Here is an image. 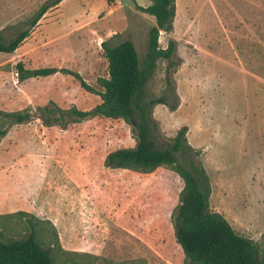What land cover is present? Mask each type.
Instances as JSON below:
<instances>
[{
  "label": "rangeland",
  "instance_id": "1",
  "mask_svg": "<svg viewBox=\"0 0 264 264\" xmlns=\"http://www.w3.org/2000/svg\"><path fill=\"white\" fill-rule=\"evenodd\" d=\"M47 1L0 0V33L10 38L28 28ZM149 4L62 0L49 9L18 50L0 52V109L51 99L64 108H94L102 101L98 79L109 76L103 40L130 38L144 58L156 19L138 5ZM171 39L180 64L168 78L169 61L159 60L146 86L148 100L165 96L178 103L175 110L154 105L160 138L172 141L188 127L194 150L181 152L179 161L203 164L211 210L253 239L264 260V0H176L174 28L161 31V46ZM21 61L27 68L79 72L96 92L63 71L21 80ZM139 123L98 116L66 128L39 118L14 125L1 141L0 193L16 186L22 199L34 196L38 206L31 213L52 222L42 223L45 244L54 241L56 229L62 245L74 251L63 257L79 264H193L176 235L184 179L175 167L143 171L106 164L110 152L137 145ZM30 230L22 215L0 217V236Z\"/></svg>",
  "mask_w": 264,
  "mask_h": 264
},
{
  "label": "trees",
  "instance_id": "2",
  "mask_svg": "<svg viewBox=\"0 0 264 264\" xmlns=\"http://www.w3.org/2000/svg\"><path fill=\"white\" fill-rule=\"evenodd\" d=\"M61 1H47L29 22V27L14 36L5 38L0 33V52H15L32 34L45 13ZM108 2L111 4L112 0ZM138 8L156 19V24L149 29L146 56L141 57L135 42L130 38L117 44H113L110 39L103 40L109 76L98 79L103 88L97 91L102 97L98 105L89 110L76 105L64 108L51 99L46 104L30 105L24 109H0V143L14 125L29 123L35 118L41 119L46 126L60 125L62 128L72 122L98 116L124 118L129 122L138 120L140 123L135 129L137 145L110 152L106 164L143 171H152L162 165L175 167L184 179L176 216V235L188 260L193 264H264L258 244L238 233L223 214L211 210L212 187L203 164L193 163L190 167L179 161L181 152L194 150L188 143V127L183 126L172 141L160 138L158 125L152 115L154 105L166 103L175 110L178 103H170L165 96L148 100L146 86L155 74L159 60L169 61L168 78H172L176 71L174 67L182 60L177 53L176 39H171L165 48L160 44L161 31L170 32L174 28L176 0H151L148 6L138 5ZM17 68L21 80L49 76L60 71L69 72L80 81L82 87L96 92L76 71L56 66L27 68L22 61L17 64ZM15 215L26 217L31 230L21 237L0 236V264H79L70 257H63L74 254V251L62 245L56 229L54 241L45 244L46 233L43 234L45 229L42 223L47 220L25 210L0 214V217ZM47 222L52 223L49 219Z\"/></svg>",
  "mask_w": 264,
  "mask_h": 264
},
{
  "label": "crops",
  "instance_id": "3",
  "mask_svg": "<svg viewBox=\"0 0 264 264\" xmlns=\"http://www.w3.org/2000/svg\"><path fill=\"white\" fill-rule=\"evenodd\" d=\"M47 12L45 13V15L47 14ZM244 23L245 22L242 20L241 21V25H243ZM246 23H247V21H246ZM39 24H40V21H39ZM107 36H109V35L107 34L105 37H107ZM27 39L25 41H27ZM103 39L104 38H102L101 40H103ZM25 41H24V43H25ZM1 144L2 143H0V147L2 146ZM0 167H4V165L2 166L1 161H0ZM5 170H7V169H5ZM13 189H15L16 192H14ZM21 197H23V195L21 193H19V187H16V186H13V187L7 186L5 193H0V214L8 213V212H16V211H19V210H25V211H29V212H36V209H37V206L38 205L35 206V204L37 202L36 199H35V197L34 196L31 197L30 195H27L26 199H22ZM34 202H35V204H34Z\"/></svg>",
  "mask_w": 264,
  "mask_h": 264
}]
</instances>
